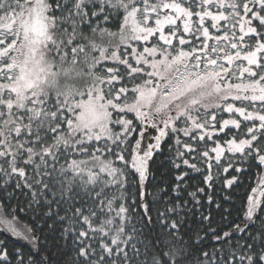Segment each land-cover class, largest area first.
<instances>
[{
  "label": "snow or ice",
  "instance_id": "6c2138e0",
  "mask_svg": "<svg viewBox=\"0 0 264 264\" xmlns=\"http://www.w3.org/2000/svg\"><path fill=\"white\" fill-rule=\"evenodd\" d=\"M0 237V264H264V0H0Z\"/></svg>",
  "mask_w": 264,
  "mask_h": 264
},
{
  "label": "trees",
  "instance_id": "16d2710c",
  "mask_svg": "<svg viewBox=\"0 0 264 264\" xmlns=\"http://www.w3.org/2000/svg\"><path fill=\"white\" fill-rule=\"evenodd\" d=\"M224 118H227V114H225ZM161 159H162L161 157H157V163H159L161 161ZM161 170H163V169H161ZM244 179H245V181H247L248 177L245 176ZM253 186H255V176L252 177V183L247 185L248 191H250L251 187H253ZM241 190L242 189H237L236 191H241ZM225 206L227 207L228 205H225ZM21 219L23 220V217H21ZM0 238H2V237H0Z\"/></svg>",
  "mask_w": 264,
  "mask_h": 264
}]
</instances>
